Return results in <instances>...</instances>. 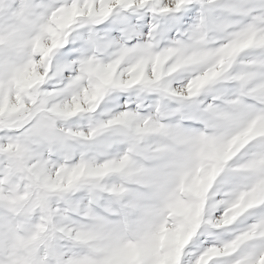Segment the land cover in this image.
<instances>
[{"label": "snow or ice", "instance_id": "obj_1", "mask_svg": "<svg viewBox=\"0 0 264 264\" xmlns=\"http://www.w3.org/2000/svg\"><path fill=\"white\" fill-rule=\"evenodd\" d=\"M0 264H264V0H0Z\"/></svg>", "mask_w": 264, "mask_h": 264}]
</instances>
